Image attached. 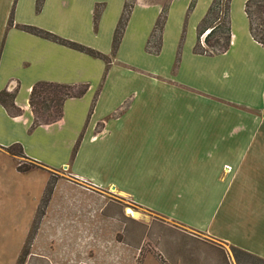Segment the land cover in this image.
I'll use <instances>...</instances> for the list:
<instances>
[{"label": "crops", "instance_id": "1", "mask_svg": "<svg viewBox=\"0 0 264 264\" xmlns=\"http://www.w3.org/2000/svg\"><path fill=\"white\" fill-rule=\"evenodd\" d=\"M82 1L80 6L86 10L89 30L92 28V32L98 34L109 13V3L94 32L92 11L100 0H85L83 5ZM246 1L239 0V18L234 20L235 0H231L230 44L226 52L201 56L191 50L193 57L209 59L215 64L227 57L225 65L209 69L203 74L204 87L179 77L184 66L181 55L171 79L163 77L164 80L149 81L156 86H169L174 94H157L156 100L172 101L173 109L120 111L124 110L119 109L121 104L114 109H97L101 107L100 93L105 88L107 75L117 66L111 63L103 78L105 65L101 61L98 85L102 83V87L92 112L86 109L80 121L75 122L69 138L63 144L65 151L59 154L60 160L51 164L54 167L49 165L55 169L67 165L64 169L70 171V178L60 182L64 191H60L58 212L61 223L69 227L74 224L80 231L75 242L78 247L94 244L97 250L98 245L113 248L114 234H109L113 230L114 213L107 209L109 206L112 208V205L108 203L99 207V200L94 197L112 194L113 198L116 196L115 199L122 203L127 201L133 204L139 210L177 227L184 234L193 236L191 234L196 233L264 260V127L261 126L264 121V47L250 35L244 13ZM68 2H75L76 5L75 0H44L37 13L36 0H0V92L7 87H18L14 106L20 112L18 116L10 115L0 104L1 152L19 144L27 159L40 163L46 160L41 159L39 156L42 154L34 149L36 134L43 125L31 132L28 130L31 118L28 96L33 85L47 82L90 86L86 82L90 78L87 63L92 57L18 29V26L35 25L38 29L62 36L66 17L64 15L63 18L61 7ZM190 2L185 0L184 15ZM211 2L196 0L194 8L183 20V28L190 24L194 31L193 47L196 29ZM116 3L118 6L107 32L108 49L91 48L104 55L110 51L113 29L122 8V0ZM136 7L117 50V58L120 57L125 64L128 62L121 56V48L125 44ZM171 7L172 4L168 15ZM48 18H55L57 22L50 24ZM167 23L168 20L162 35L161 54ZM174 52L167 69L155 68L161 75L168 77ZM122 71L129 76L125 69ZM21 88L26 90V97L23 104H18ZM186 89L197 92H188ZM85 94L80 99L66 100L63 110L81 101ZM60 122L66 123L63 113ZM111 130L112 137L115 136L114 131L119 134L115 136L118 141L112 138L113 141H106ZM85 134L88 147L82 142ZM79 135L81 140L73 154ZM38 147L49 155L59 148L54 142L39 143ZM56 163H59V167ZM105 210L109 214L106 212L104 215ZM92 260L95 264H132L134 257L128 249L118 255L117 260L108 251ZM140 260V264H161L150 255ZM55 263L81 264L77 254L65 255Z\"/></svg>", "mask_w": 264, "mask_h": 264}, {"label": "rangeland", "instance_id": "2", "mask_svg": "<svg viewBox=\"0 0 264 264\" xmlns=\"http://www.w3.org/2000/svg\"><path fill=\"white\" fill-rule=\"evenodd\" d=\"M75 1L76 5L74 4L75 2H68L66 6L61 7L63 18L65 15L66 19L62 25V36L56 35L86 47L106 51L109 46L107 32L110 21L115 15V9L118 6L117 0H108V2L100 0L98 4L94 5L92 27L93 31L96 32L99 21H97V24H94L93 16L94 14H99L101 17L106 10L107 3H109V13H107L98 34L93 33L92 28L89 30L86 10L80 6V0ZM84 1H82V5ZM170 4H172V10L168 15ZM124 5H126L127 10L132 6L127 24L135 6H137L125 44L121 48V56L129 64L123 63L120 57L117 58L118 51L112 52L113 34L124 11ZM184 5L185 0H122V8L113 29L109 53L106 56L100 52L106 57L104 60H94L93 58L89 59L91 61L87 63L90 78L88 77L89 79L86 82L90 86L88 84H79L74 85L70 90H65L53 85H44L37 89V93L33 96V101L36 104L32 107L29 106L31 115L30 126L33 123L43 125L36 134V146L34 149L38 154H42L39 156L41 159H46L44 162L41 161L46 165L27 159L26 157H19V149L16 147L9 149L13 155H10L8 150L0 151V264H17L18 258L24 253V244L27 236L35 226L37 230L23 264H49L51 261H54L52 264H56L55 261L61 259L63 256H75L76 254L81 264H95L92 258L96 259L98 254L108 251L109 253H113L117 260V256L122 255L128 249L134 257L132 264H140L141 257L147 255L153 256L161 264H259L241 255H238V259H236V254L233 252L232 247L224 246L217 241L197 235L196 233L191 234L194 237L184 234L177 227L168 225L156 216L139 210L133 204L127 201H123L124 203H122L118 199H115L117 198L116 196L113 198L112 194L110 196L94 195L99 200L97 206L101 207L108 203L112 205V208L111 206L107 207L109 212L111 209L114 213L113 230H110L109 234V236L112 233L114 234V246L112 249L108 245H98L97 250L94 244H90L89 246L84 244L78 247L75 242L78 235H80V231L72 223L70 227L61 223L58 207L60 205L59 197L64 188L60 182L66 178H70V171L68 168L64 169L67 165L59 167V163H56L59 168L56 167L57 169H55L52 168L54 166L51 164L60 160L59 154L61 155L65 151L63 144L69 138L70 130L75 125V122L80 121V117L86 109L89 113L92 112L94 102L102 87V83L98 85V79L101 77L100 65L102 62L105 65L103 78L104 76L106 77L109 66L112 65L111 63L117 66L109 71L107 75L105 88L103 87L100 93L101 107L99 108L98 106L97 109H114L115 106L121 104L119 109L124 108V110L120 111L173 109L172 101L156 100L157 94H174L169 89V86L166 84L156 86L149 81L164 80L162 79L163 77L171 79L178 67L180 55L184 60V66L179 73V77L184 81H188V83L197 84L199 87H204L203 74L206 71L208 72L209 69L220 68L225 65L227 57L219 60L216 65L215 62H211L209 59L193 57L191 55V50L193 52L192 35L194 31L190 27V24L185 25V28H183V20L185 21L187 18V11L184 15ZM239 6V0H235L233 4L234 20L239 18ZM163 17H165V21ZM150 18L151 25L149 27ZM212 18H214L213 15L211 16ZM47 20H49L47 22L50 24L57 22L55 18H48ZM167 20L163 54H161L162 35ZM253 20L255 33L258 38L264 37V28L260 27V20L256 16H253ZM221 22L223 21L221 20ZM32 26L35 27V25ZM126 26L124 30H126ZM160 26H162V29H160ZM182 28L184 29L183 32ZM146 31H148L147 34ZM205 34L206 31L199 37L200 48L203 50L211 52L217 49L218 44L222 45V42H218L220 39L218 35L212 36L207 42L204 41L203 36ZM176 43L177 48H175ZM175 49L176 51L174 52ZM173 52L174 55L168 77L161 75L155 68L159 70L167 69L170 65ZM157 56L160 57L152 58ZM82 64L85 65L86 63ZM122 69H125L127 71L125 73L129 76L123 74ZM84 88H86V94L81 101L75 102L72 106L66 108V110H63L62 106L61 117L62 113L63 118L64 114L66 115V123L64 125V123L60 122L61 117L57 118L62 98L66 94L70 96L78 95ZM186 91L197 92L189 89H186ZM1 92L0 101L8 114L18 116L20 112L12 107L14 103L12 96L15 98L18 87H7ZM25 97L26 90H22L21 88L17 97L18 104H23ZM29 99L30 94L28 96V105ZM261 126L264 127V121ZM67 127H69V130H67ZM44 131L46 133H40ZM109 134L111 135L107 137L106 141H113L112 139L118 141L115 138L116 135H119L116 131H114V137H112L113 130ZM86 136L85 134L83 137V144L87 139ZM78 138L74 146L76 150L79 146L81 135ZM48 142H54L60 149L58 148L57 152H51V155H49L48 152H44L38 147L39 143ZM88 144L89 142L87 141L84 145L88 147ZM19 165L23 168L29 167L30 170L21 173L18 171ZM56 188L57 191H55ZM50 189L51 195L48 201L42 202V198L46 197V193ZM126 208L131 209L135 213V216L127 214ZM106 210L104 215H106ZM128 221H130L129 224Z\"/></svg>", "mask_w": 264, "mask_h": 264}, {"label": "trees", "instance_id": "3", "mask_svg": "<svg viewBox=\"0 0 264 264\" xmlns=\"http://www.w3.org/2000/svg\"><path fill=\"white\" fill-rule=\"evenodd\" d=\"M43 1L44 0H36V12L37 13L40 11ZM195 2H196V0H191L190 4L188 6V9H187V16L189 15V13L194 8ZM230 3H231V0H212L209 8L207 9L206 14L202 18V20L200 21V23L196 29V43H195V46L193 48L194 54L201 55V56H213V55H219V54L224 53L228 50L229 44H230ZM131 7L132 6H130L129 10H127L126 5H124V11L121 15V18L117 24V27L114 31L113 38H112V52L113 53L117 51L119 44L121 42L122 35H123L124 29H125V26L127 24L128 17L130 14ZM244 13H245L247 20H248L249 32H250L251 37L254 39V41H256L258 44H260L262 47H264V37L258 38L257 34L255 33L256 30L254 28V20H253V16H256V18H258V20H260V22H261L260 27L264 28V0H247L244 4ZM212 15L214 16V18L211 19ZM220 16H221V18H220ZM99 18H100L99 14H94V16H93L94 24H97V21H99ZM163 19L165 21V17H163ZM221 20L223 22H221ZM11 24H12V18H10V20H9V25H11ZM157 27H158V25H157ZM18 29L23 31V32H26L30 35L36 36L38 38H41V39H44L47 41H50V42L55 43L57 45L66 47L68 49H71V50H74L76 52L87 55L89 57H92L94 59L104 60L106 58L104 55H102L100 52H98L96 50H93V49L86 47L84 45L63 39L57 35H54V34L47 32V31H43V30L38 29V28L33 27V26H18ZM160 29H162V26H160ZM205 31L207 34H205V36H203L204 41L207 42L212 36L218 35L220 37L218 42H222V45L218 44L217 49L214 51H211V52H207V51L203 50L202 48H200L199 37ZM263 32H264V30H263ZM44 85H53L55 87H60V88L65 89V90H70L72 87H74V86H69V85L36 83L31 88V91H30V99H29V106L30 107L35 106V104H36L33 101V96L37 93V89L40 87H43ZM85 92H86V88H84L78 95L70 96V95L66 94L61 100L57 118L59 119L61 117L63 103L68 98H80L85 94ZM1 95H2V92H0V96ZM13 99H14V97L12 96V100ZM12 103H13V101H12ZM0 104L3 106L1 101H0ZM12 107L16 108L14 106V103H13ZM17 111L19 112L18 109H17ZM39 125H41V124L33 123L30 126L29 132L33 131ZM14 147L19 149V155L18 156L24 158L23 153H22V148L19 144H14V145L10 146L8 149H6V151L8 150V153L10 155H13L9 149L14 148ZM73 152L74 153L76 152L75 148H74ZM29 170H30L29 167L23 168L21 165H19V167H18V171L21 173H25ZM47 193H46V197L44 199L42 198V202L48 201V198L51 195V189H50V191L48 190ZM36 230H37V227L35 226L34 229L32 230V232L31 231L29 232V235L27 236L26 242L24 244V253L20 258H18L17 264H23L24 263L25 258L29 253L28 252L29 247L31 246V242L34 239V235H35ZM232 250L236 254V259H238V257H237L238 255H241V256L247 257L248 259H251L255 262H258L259 264H264V260H262L258 257L250 255V254H248L244 251H241L237 248H234V247H232Z\"/></svg>", "mask_w": 264, "mask_h": 264}, {"label": "bare ground", "instance_id": "4", "mask_svg": "<svg viewBox=\"0 0 264 264\" xmlns=\"http://www.w3.org/2000/svg\"><path fill=\"white\" fill-rule=\"evenodd\" d=\"M206 34H207V33H206ZM126 212H127V214H129V215H131V216H135V213H133L132 210L129 209V208H126Z\"/></svg>", "mask_w": 264, "mask_h": 264}]
</instances>
